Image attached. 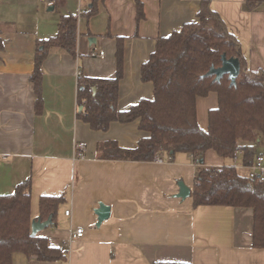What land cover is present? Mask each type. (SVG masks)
I'll return each instance as SVG.
<instances>
[{
	"label": "crops",
	"instance_id": "1",
	"mask_svg": "<svg viewBox=\"0 0 264 264\" xmlns=\"http://www.w3.org/2000/svg\"><path fill=\"white\" fill-rule=\"evenodd\" d=\"M140 1L145 18L137 22L136 0H61L53 9L39 0H0V195L31 180V216L37 220L42 196L66 194L55 221L36 234L63 249L66 260L42 262L16 252L13 264H264V248L252 244L251 208L194 207L191 197H177L179 181L192 190L199 170H219L223 158L210 150L202 159L161 153L162 162L103 160L99 144L133 148L147 133L138 121L93 130L77 117V71L115 78L118 38L125 45L118 109L152 98L153 84L142 80V65L159 37L199 20L204 1L239 39L248 68L264 71V5L249 11L244 0ZM64 15L78 18L76 55L48 54L42 65L43 109L37 113L31 80L37 41L56 36ZM93 50L104 57L90 56ZM217 105L215 92L197 99L201 128L207 129L209 110ZM80 146L85 154L77 159ZM235 165L250 172L242 153ZM100 203L110 207V215L98 227ZM78 227L83 237L72 236Z\"/></svg>",
	"mask_w": 264,
	"mask_h": 264
},
{
	"label": "trees",
	"instance_id": "2",
	"mask_svg": "<svg viewBox=\"0 0 264 264\" xmlns=\"http://www.w3.org/2000/svg\"><path fill=\"white\" fill-rule=\"evenodd\" d=\"M98 0H96L97 3ZM249 11H256L264 0H244ZM137 22L145 18L143 4L136 0ZM94 12V10H92ZM91 14V12L89 11ZM78 18L64 15L58 34L37 41L35 69L36 112L43 109L42 65L53 50L75 56ZM124 39H117V76L115 78H78L77 117L93 130H107L113 122H139L147 133L133 148L115 141L99 144L100 159L113 161H153L161 153L174 157L191 154L202 159L214 151L224 159L221 169L201 168L192 187L193 206L222 205L253 210L252 244L264 248V175L255 178L242 174L235 165L242 153V165L250 168L264 154V71L248 68L239 39L231 33L221 16L204 1L199 20L183 25L168 36L159 37L155 49L141 68V78L153 84L152 98L141 99L127 110H119V83L124 72ZM4 47L0 27V51ZM240 60L241 70L232 85L228 75L219 81L207 75L211 67L222 65V56ZM211 92L218 105L209 110L208 127L199 126L197 99ZM31 180L21 182L11 194L0 195V264H13L20 252L42 262L66 260V252L49 244L46 237L32 235ZM66 194L42 196L39 218L55 221ZM154 264H188L156 262Z\"/></svg>",
	"mask_w": 264,
	"mask_h": 264
},
{
	"label": "water",
	"instance_id": "3",
	"mask_svg": "<svg viewBox=\"0 0 264 264\" xmlns=\"http://www.w3.org/2000/svg\"><path fill=\"white\" fill-rule=\"evenodd\" d=\"M52 8V7H51ZM53 9V8H52ZM93 42H95V38ZM241 64L240 60L235 57L227 58L226 55L222 56V65L215 68L211 67L207 75H214L215 80L219 81L224 75H228L229 79L231 80V84H236V79L240 74ZM83 108L80 107L79 110L81 111ZM179 192L177 193L178 198L186 199L191 196V188L187 186L183 181L178 182ZM95 214L98 216L97 226L99 227L103 221L108 219L110 215V207L100 203L99 208L95 209ZM52 224V218H48L46 221H42L40 218L37 220L32 221V235H36L41 230L49 227Z\"/></svg>",
	"mask_w": 264,
	"mask_h": 264
},
{
	"label": "built area",
	"instance_id": "4",
	"mask_svg": "<svg viewBox=\"0 0 264 264\" xmlns=\"http://www.w3.org/2000/svg\"><path fill=\"white\" fill-rule=\"evenodd\" d=\"M61 0H39V2L45 4L47 7H54L57 5ZM87 12V11H86ZM81 13H84L81 12ZM90 56L92 57H104V52L100 51L97 52L96 50L91 51ZM82 76V72L80 70L77 71V77L79 78ZM85 154L83 147H77V151L75 154V157L77 159L83 158ZM157 162H162V158L157 156L155 158ZM250 172L248 173L249 177L255 178L257 176H263L264 175V155L259 154L254 162V164L249 168ZM70 211H66V215H69ZM85 233V230L83 227H78L74 230H72V236L73 237H83Z\"/></svg>",
	"mask_w": 264,
	"mask_h": 264
},
{
	"label": "rangeland",
	"instance_id": "5",
	"mask_svg": "<svg viewBox=\"0 0 264 264\" xmlns=\"http://www.w3.org/2000/svg\"><path fill=\"white\" fill-rule=\"evenodd\" d=\"M260 151H264L262 148H261V150ZM239 161V160H238ZM242 174H245V173H247V170H242V169H240L239 170Z\"/></svg>",
	"mask_w": 264,
	"mask_h": 264
}]
</instances>
